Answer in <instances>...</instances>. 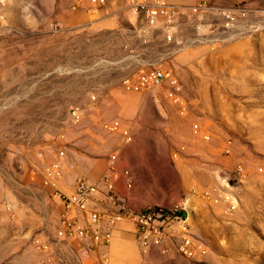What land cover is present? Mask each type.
<instances>
[{
    "label": "rangeland",
    "instance_id": "rangeland-1",
    "mask_svg": "<svg viewBox=\"0 0 264 264\" xmlns=\"http://www.w3.org/2000/svg\"><path fill=\"white\" fill-rule=\"evenodd\" d=\"M199 1L169 0L181 10L176 40L193 42L199 35L189 12ZM208 1L264 9V0ZM142 24L123 0H109L96 15L72 11L69 0H0V264H103L110 258L101 254L100 261L93 260L101 253L94 254L97 245L109 247L113 238L102 244L57 235L64 206L42 186L37 172L58 160L61 148L65 184L75 188L81 177L90 182L100 177L111 153L124 149L128 155L134 146L155 157L140 165L141 172L162 176L170 149L183 145L193 161L182 172L205 184L196 189L229 194L236 209L227 212L223 203L194 198L189 222L207 255L190 260L153 252L151 264H264V32L210 42L209 26L221 24L212 16L204 21L200 39L170 56L163 27L142 35ZM154 68L176 74L190 104L188 116H180L166 99L165 87L141 93L122 87L125 78ZM73 105L84 109L78 124L69 117ZM114 120L137 139L125 144L120 135L106 132L103 123ZM194 123L210 133V142L193 136ZM227 139L231 155L224 153ZM201 175L208 177L206 183ZM172 187L160 181L153 195L167 197ZM99 204L94 200L89 210L101 214L95 227L112 232L121 221L111 227L115 211L108 199L103 208ZM76 216L83 227H93L88 214ZM35 238L51 245V260L36 251ZM124 244L129 263H142L136 235L134 248Z\"/></svg>",
    "mask_w": 264,
    "mask_h": 264
},
{
    "label": "built area",
    "instance_id": "built-area-1",
    "mask_svg": "<svg viewBox=\"0 0 264 264\" xmlns=\"http://www.w3.org/2000/svg\"><path fill=\"white\" fill-rule=\"evenodd\" d=\"M128 9L142 17L143 24L139 32L146 35L151 29L159 25L163 27L164 38L170 45V56H176L186 50L191 43H195L203 31V23L212 16L220 18V27L215 24L209 26L210 34L208 41H216L223 38L227 41H234L250 37L257 33L264 32V9L255 8L247 4H238L230 7L215 5L207 0H201L189 8L190 15L197 22L196 30L199 33L193 41L181 42L176 40V23L179 20L181 10L172 5L169 0H123ZM70 8L75 12H85L88 15H96L102 9L109 7V0H69ZM54 31L61 30V25L52 24ZM122 87L126 92L141 93L156 87H165V97L178 109L182 117L188 116L190 104L184 97L182 85L171 69H150L141 72L135 77L125 78ZM69 117L73 124H78L84 117V109L79 105H73L69 111ZM103 129L110 134H118L125 144H131L133 137L130 130L124 127L120 121L114 120L103 123ZM192 134L203 142H210V133L204 131L199 123H194ZM64 137V136H63ZM232 142L227 139L224 146L226 155L232 154ZM186 151L181 146L173 157H178ZM66 151L61 148L58 153V160L46 165L39 174L41 184L51 191L53 199L60 201L64 206L62 215V226L57 235L59 238L69 240L91 239L97 243L108 244L112 239V232L102 233L95 226L101 221V214L91 211L90 206L100 193L98 184L81 177L77 179L74 191L69 193L64 190L63 184L65 174L63 170V159ZM262 171V170H260ZM238 173L243 175V167L238 166ZM123 180L128 189H132L134 179L128 168L119 169V155H110L107 170L104 173L101 185L108 192V201L116 209L114 217L110 221L111 227L118 220H128L134 226L136 240L139 250L143 256L142 263L151 264L150 255L153 252L161 256H168L176 253L190 260L202 259L208 253L207 246L197 240L192 233L189 222V207L192 198H199L209 205L225 204L227 212L236 209L235 199L229 195H221L216 188L200 192L193 189L190 194H184L171 208L148 207L142 210L128 208L117 192V183ZM86 213L93 227L86 228L80 224L76 214ZM36 251L49 259L51 245L39 238L33 240ZM51 260V259H50ZM52 261H40V264H51ZM103 264H114L110 258L105 257Z\"/></svg>",
    "mask_w": 264,
    "mask_h": 264
},
{
    "label": "crops",
    "instance_id": "crops-1",
    "mask_svg": "<svg viewBox=\"0 0 264 264\" xmlns=\"http://www.w3.org/2000/svg\"><path fill=\"white\" fill-rule=\"evenodd\" d=\"M132 137L133 140L134 137L135 140L137 139L136 135H132ZM177 150L178 148H175L174 151L173 149H170V151L168 152L170 162L168 167L164 168L162 176L151 170L141 172L140 165H146L149 161H152L155 158L151 152H148L147 149H143L139 146H134L133 149L130 150L128 155V150L125 151L124 149L121 150V154L119 152H113L110 154L112 155L116 153L119 155L120 170L128 168L132 173L134 179V185L132 189H128L123 180H120L116 185L117 192L119 193L120 197L123 199L124 204L128 208L133 210H142L148 207L171 208L180 199L182 195L190 194V192L193 189L198 188L199 185L200 188L201 185H205L201 181L199 183L195 179L193 180L192 178H189L182 172L185 164H188V162H191L193 160L189 158V153L187 152L180 154L178 157H173V154ZM109 157L103 162V166L101 167L102 170L98 175L100 176L101 174V176L97 177L96 179H90L93 183L98 184L100 186V193L95 199L96 201L98 200L100 202V208L104 207L105 201L108 199V192L101 185V180L107 170ZM201 176L205 178L203 181L206 183L208 177L206 175ZM160 181H162L163 183L165 181H168L175 186L170 189L169 195L167 197H154L153 195L154 185L158 184ZM63 187L66 191L72 192V190H74V186L69 187L67 185V182L65 184V180ZM193 200L194 198H192V201ZM111 209L113 211H116V209L112 206ZM120 221V224L117 225L112 231L113 241L111 245L109 247L97 245L99 249H95L94 254L97 255L98 251H101V253L98 256H94L93 260L95 259L97 261H100V259L102 258L101 254H103L104 256L109 255L111 261L114 264H130L129 262L131 261H129V259L126 257V247L124 242H130L129 246H133L134 248L135 230L132 223H130L128 220ZM91 262L94 263L95 261H89V263Z\"/></svg>",
    "mask_w": 264,
    "mask_h": 264
}]
</instances>
